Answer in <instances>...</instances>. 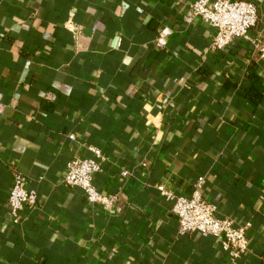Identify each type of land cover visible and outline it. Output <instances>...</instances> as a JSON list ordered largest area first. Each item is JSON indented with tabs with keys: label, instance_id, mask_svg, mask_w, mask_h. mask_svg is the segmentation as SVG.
I'll return each mask as SVG.
<instances>
[{
	"label": "crops",
	"instance_id": "crops-1",
	"mask_svg": "<svg viewBox=\"0 0 264 264\" xmlns=\"http://www.w3.org/2000/svg\"><path fill=\"white\" fill-rule=\"evenodd\" d=\"M191 1L0 0V264H264V59L214 51ZM243 1L264 43V0ZM83 145L106 156L110 213L64 184ZM17 173L38 204L13 217ZM199 177L219 217L251 224L240 259L178 235L158 188L188 197Z\"/></svg>",
	"mask_w": 264,
	"mask_h": 264
},
{
	"label": "built area",
	"instance_id": "built-area-1",
	"mask_svg": "<svg viewBox=\"0 0 264 264\" xmlns=\"http://www.w3.org/2000/svg\"><path fill=\"white\" fill-rule=\"evenodd\" d=\"M189 8L193 17H200L214 31L211 44L214 51L222 52L234 42L246 41L264 59V43L251 36L259 22V10L255 3L243 0H193ZM164 34H161V38ZM7 113L6 107L0 105V118L5 119ZM70 139L75 140L74 136ZM83 147L92 157L78 156L69 161L64 184L68 188L82 191L86 201L93 207L110 213L119 197L104 195L95 183V177L102 171L106 156L99 148L90 145ZM127 175V172L122 173L125 178ZM25 183L21 175L14 174L8 194V206L13 217L20 214L24 207L34 208L38 204L37 192L28 190ZM204 188L205 179L199 177L188 197L177 196L162 186L158 192L173 203L172 212L177 219L179 236L212 237L221 243L222 250L231 260L240 259L249 252L248 230L251 224L238 225L229 217H219L217 206L206 199ZM14 223H18L17 218Z\"/></svg>",
	"mask_w": 264,
	"mask_h": 264
}]
</instances>
